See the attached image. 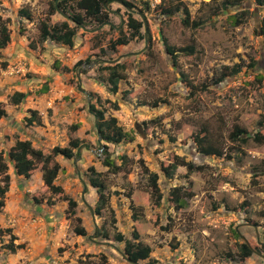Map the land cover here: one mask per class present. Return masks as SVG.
<instances>
[{
	"label": "rangeland",
	"instance_id": "rangeland-1",
	"mask_svg": "<svg viewBox=\"0 0 264 264\" xmlns=\"http://www.w3.org/2000/svg\"><path fill=\"white\" fill-rule=\"evenodd\" d=\"M49 1L0 0V17L10 18L11 36L0 57V100L12 110L9 96L14 86L20 83L36 87L28 91L36 94L34 98L26 101L32 100L38 106L43 124L59 126L54 128L56 134L51 138L44 133L45 137L39 140L31 138L44 152L53 145H65L70 137L79 136L85 141L87 146L76 158L58 157L62 170L56 183L62 186L63 195L77 201L76 214L68 216L62 194H51L45 188L40 163L26 179L15 174L8 160L11 177L5 198L8 208L4 206L0 211V227L10 225L25 248L11 253L0 244V264H129L120 253L123 243L113 237L119 231L126 238H132L137 221L140 239L152 247L150 258L156 264H264V258L255 252L244 262L237 260L241 236L258 246L263 241L264 142L248 139L241 144L228 138L234 124L249 133H264V35L261 32L264 6L254 0H233L235 4L222 9L223 0H182L191 17L202 20L193 29L182 24V12L173 15L161 12L162 6L173 5L176 0H128L144 13L146 28L141 30L148 29L149 40H131L113 51L107 47L109 40L130 30L126 24L128 10L117 0H111L107 4L108 23L90 22L87 27L79 28L73 47L46 41L32 49L27 36L38 40V22L46 16ZM20 7L30 9L32 21L17 15ZM134 16L141 18L138 14ZM236 17H241L242 22L235 23ZM63 18L57 12L50 23ZM20 29H25L26 35H20ZM163 38L174 46L193 44L195 51L179 53L174 63L165 50ZM101 47L104 53L99 52ZM18 56L21 61L13 59ZM87 56L96 59L95 62L70 70ZM114 58L124 63L126 79L120 80L118 91L112 94L108 84L101 82V76L105 77L106 73L99 71L98 65L109 64L104 60ZM234 63L242 65L237 74L227 76L218 84L211 83L224 66ZM251 63L253 67L248 66ZM78 77L89 94L95 93L101 98L98 106L105 108L106 116L117 117L119 125L128 133L124 142L117 145L97 140L94 117L86 108L88 96L78 89ZM188 82L197 89L201 84L207 87L191 95ZM123 90L129 93L123 96ZM105 99L116 101L119 108L114 109ZM155 99L166 102L152 106ZM9 123L12 124L8 121L0 126V150L6 157L17 137L34 134L26 125L25 133L20 131L23 121H17L16 132L6 133ZM76 123L79 125L76 130L69 128ZM204 130L208 141L231 155L230 158L206 155L198 150L194 137L203 136ZM102 144H106V152L100 148ZM107 155L116 163L120 162L121 155L130 161L123 170L112 173L102 164ZM139 159L159 174L163 197L158 206L154 204L147 174ZM175 159L183 164L167 177L161 164L167 165ZM186 162L199 168L188 171ZM90 165L103 172L110 194L108 207L99 215L94 211L92 215L89 209V206L94 209L97 200L87 180L86 169ZM178 185L192 192L179 210L168 200L170 190ZM34 197L40 202L35 203ZM47 199L54 203L48 205ZM131 202L139 207L141 216L137 221L131 218ZM19 209L22 212L16 215L20 219L12 222L9 216L13 217L12 213ZM76 216L81 217V223L76 222ZM111 218L116 219L115 224ZM170 219V229L162 230L160 225L170 223ZM254 223H257L258 238ZM76 224L84 226L88 235H77L73 230ZM103 228L108 230L109 240L100 235ZM97 232L99 235L95 237ZM2 239L6 242L8 236ZM96 241H108L112 245Z\"/></svg>",
	"mask_w": 264,
	"mask_h": 264
},
{
	"label": "trees",
	"instance_id": "trees-1",
	"mask_svg": "<svg viewBox=\"0 0 264 264\" xmlns=\"http://www.w3.org/2000/svg\"><path fill=\"white\" fill-rule=\"evenodd\" d=\"M107 0H50L49 8L46 16L43 19H40L38 22L39 35L38 40H34L27 36L28 45L30 48H36L38 44H42L46 41H52L56 44L65 45L68 47L74 46V38L76 36L77 30L79 28L87 27V23H97L104 24L108 21V7L105 6ZM123 2L122 4L128 10V19H127V27L130 30L128 34L124 33L119 35L115 39L109 40L107 47L110 50L115 51L118 45H126L129 41H139L140 39H148L149 33L148 29L146 32H142V28L144 27L145 16L144 13L137 9L134 3L128 0H118ZM233 0H223L221 2L222 9H226L228 5H233ZM254 2L258 5L264 6V0H254ZM147 7L149 3L146 2ZM60 10L61 12L68 15L64 17L60 22L50 23L51 17ZM134 10V11H133ZM161 12L166 15H173L177 12H182L183 17L181 22L184 26L190 28H197L202 24V20L193 19L190 14L189 8L184 4L182 0H176L173 5L162 6ZM138 14L141 18H136L134 15ZM244 13H240L243 15ZM17 15L20 18H25L27 20L32 21L33 15L28 7H20L17 10ZM241 17L235 18V23H241ZM10 22V18H1L0 17V57L1 51L7 47L11 40L10 30L8 27V23ZM25 29H20L19 34L24 36L26 35ZM121 32V31H119ZM262 34L264 35V28L261 29ZM165 50L168 54H170L172 61L176 63L177 57L179 53L192 54L195 51V46L193 44L183 45V46H174L170 45L166 38H163ZM99 52L104 53L105 49L102 47L99 49ZM116 59V58H114ZM90 56H87L84 59L77 61L73 68H78L82 64H90L91 62H95ZM102 62V59H101ZM104 62H109V64H99L98 69L103 73H106V76H101V82H106L108 84V90L110 93L115 94L119 89L120 80L126 79L124 74V63L120 61L112 60H104ZM253 63L249 64V67H253ZM54 68H58L56 64L53 65ZM242 68L240 63H234L231 66H224L223 69L219 72V75L212 79V84H218L223 81L227 76L237 74ZM68 70L69 69H65ZM184 78V75H181ZM191 87L190 94L193 95L197 90L206 89V84H201L197 89V87L190 82H188ZM128 90H123L122 94L125 96L128 94ZM91 101L90 104L86 105L88 112L94 117V120L98 123V128L95 125L94 128L96 130L97 140L104 141L105 143L112 144H121L124 142L128 133L123 129L121 125L118 123L117 117L113 115L106 116V110L103 107H99L102 103L101 98L98 97L95 93H90ZM26 97V93L23 91H14L9 96V101L13 105L20 104L23 99ZM95 99V102H93ZM104 102H109L110 105L114 109H118V103L116 101H110L109 99H105ZM159 102L165 103V100L155 99L152 101V106H157ZM99 105V106H98ZM28 116L24 118V121L27 126L32 125H42L41 117L38 114L37 110L28 109ZM7 116L6 103L0 101V118H4ZM260 124L263 125V122L260 121ZM78 124L70 125V129L76 130L78 128ZM208 133L206 130L203 131V136H198L196 134L195 143L197 145L198 150L206 155L215 154L217 156L225 155L230 158L231 155L223 151L220 147L214 145L212 142L208 141L207 136ZM228 138L231 142H238L244 144L248 141V139H253L257 143L264 142V133L262 131H255L253 133H249L244 127L239 126L238 124H234L232 126L231 131L228 133ZM85 143L83 139L79 137H70L67 144L61 146L56 144L51 147L48 152H44L42 149L34 147L32 141L30 139H19L17 138L14 144L7 151V157L4 156V152L0 151V211L5 206V198L6 193L9 190L10 184V174L8 173V160L12 162L14 172L17 176L24 177L26 179L30 178L33 172L36 170L37 165L40 163V171L41 178L45 188L49 189L51 194H62L63 199L67 203V215L73 216L76 214V206L77 201L68 196L63 195V188L60 184L56 183L58 179L59 172L62 169L60 162L57 160L58 156H62L64 159L72 160L76 158L78 154H76V149L82 144ZM100 143V142H99ZM100 148L106 152L107 146L106 144H102ZM105 149V150H104ZM120 162L116 163L113 159H111L108 155L102 159V164L107 167L108 171L112 173H118L123 170L125 166L128 164L130 159H127L126 155H121ZM139 163L141 164L142 170L147 174V179L149 181V185L151 188L152 196L154 197V204L158 206L162 200L163 194L160 191V187L158 184L159 174L156 171L150 170L143 162V159H139ZM179 164H183L180 159H175L173 162L168 163L167 165L161 164V170L167 177H171L174 170L177 168ZM188 171H192L193 169L199 168L196 167L191 162H186ZM87 172V180L88 184L95 190L97 194V200L95 207L93 209L94 213L99 215L102 211L108 207V202L110 198V194L107 189L106 182L103 178V172L98 171L94 165H90L86 169ZM127 197H130V193L126 194ZM192 196L191 191H187V189L178 185L170 190L168 200L174 208L177 210L181 209L184 205V199L186 197ZM35 203H39L40 200L33 198ZM46 203L48 205L53 204L51 200L47 199ZM131 208V218L133 221H137L141 214L138 210V206L130 203ZM81 217L76 216V222L81 223ZM170 223L166 225H160L162 230L168 231L170 229V224L172 223V219H170ZM116 219L111 218V223L115 224ZM257 225V223H254ZM74 232L80 236H87V230L84 226L80 224H76L73 227ZM100 232V231H99ZM99 232L95 235H99ZM7 235L8 239L6 242L2 239V236ZM100 235L103 239L109 240L110 234L106 228L102 229ZM238 235V234H236ZM239 236V235H238ZM140 227L137 221V224L132 229V238H126L121 232L117 231L114 234V239L120 243H123V253L129 258V264H156L157 261L150 258V254L152 252V247L142 241L140 239ZM18 238L14 235L12 229L10 227H0V244L4 249L8 250L11 253H16L17 250L25 248L24 243H15V240ZM253 248H256L258 252L264 256V243L260 244V246L255 243H246L243 240L240 241L238 246V257L237 260L239 262L246 261L254 252ZM148 260L147 262L140 263L141 261ZM103 264H111V263H103Z\"/></svg>",
	"mask_w": 264,
	"mask_h": 264
},
{
	"label": "crops",
	"instance_id": "crops-1",
	"mask_svg": "<svg viewBox=\"0 0 264 264\" xmlns=\"http://www.w3.org/2000/svg\"><path fill=\"white\" fill-rule=\"evenodd\" d=\"M7 48V47H6ZM5 48V49H6ZM5 49H3V50H5ZM2 50V51H3ZM2 51H1V54H2ZM15 58H17V60L16 61H21L20 60V56H18V57H14L13 59H15ZM24 80V79H23ZM33 86H29V85H22V84H17L16 86H14V88H12L11 89V92H10V95L14 92V91H23V92H25L26 93V97L23 99V101L20 103V104H18V105H13V104H11L12 105V110H10L8 107H7V104H6V110H7V116L6 117H4V118H0V126H2V124L3 123H7L8 121L9 122H12V124H7V127L5 128V131H6V133H13V132H16L17 130H18V126L16 125V123H17V121H23V123L22 124H24V127L21 125L20 126V124H19V126H20V128H21V130L20 131H22L23 133H25V131H26V123H25V121H24V118L26 117V116H28V114H29V112H28V109H34V110H37L38 111V114L40 115V117L42 116V114H41V111L38 109V106H36L35 105V102L34 101H26V100H28V98H34V96L36 95L34 92L31 94V93H28V91H33L34 89H36V87L33 89L32 88ZM31 94V95H30ZM38 98V97H37ZM1 101V100H0ZM11 103V102H10ZM61 112H63V110H61ZM68 112V111H67ZM64 113H65V111H64ZM18 114V115H17ZM43 122H44V118H43V116L41 117V123H42V125H32V126H28V127H30V128H27V129H30L34 134H33V136H30V135H22L23 137H17V138H19V139H30L31 141H32V144H33V146L34 147H37V148H40V146L39 145H36V141L35 140H32L31 138L32 137H36L38 140H39V138L41 137V136H44L45 137V135H49L48 136V138H51L54 134H56V132H54V128L56 127H54V126H52V125H48V126H46L45 124H43ZM16 125V126H15ZM26 125V126H25ZM57 129H59V126L58 127H56ZM65 130V129H64ZM42 133H44L45 135H43ZM63 133H65L66 134V131H64ZM67 135V134H66ZM79 137V136H78ZM16 138V139H17ZM79 138H82V137H79ZM15 139V140H16ZM68 140H69V138L67 139V141H66V144H67V142H68ZM15 142V141H14ZM14 144V143H13ZM12 144V145H13ZM65 144V145H66ZM11 145V146H12ZM54 146V145H53ZM61 146H64V145H61ZM41 149V148H40ZM1 151V150H0ZM59 157V156H58ZM58 157H57V159H58ZM61 157V156H60ZM58 161H59V159H58ZM60 162V161H59ZM60 164H61V162H60ZM61 166H62V164H61ZM62 170V169H61ZM5 207H7L8 208V206H7V200H5ZM10 211V210H9ZM17 212H22V210H15V212H13L12 214H13V217L11 216H9V219H12L11 221L12 222H16L18 219H20L19 218V215H16L17 214ZM17 216H18V218H17ZM8 226H10V225H7V227ZM13 231V230H12ZM18 240H20V239H17V240H15V243H19L18 242ZM40 240V239H39Z\"/></svg>",
	"mask_w": 264,
	"mask_h": 264
},
{
	"label": "water",
	"instance_id": "water-1",
	"mask_svg": "<svg viewBox=\"0 0 264 264\" xmlns=\"http://www.w3.org/2000/svg\"><path fill=\"white\" fill-rule=\"evenodd\" d=\"M108 3H110V0H107V1H106V5H107ZM120 3L122 4L123 2H120ZM133 11H134V10H133ZM58 12L61 13L65 18L68 17L67 14L61 12L60 10H58ZM121 24H122V22H121ZM121 24H120L117 28H120ZM144 26H145V28H146V22H145V21H144ZM145 36H146V31H145ZM117 60H118V59H114L113 61H117ZM78 81H79L78 89H79L80 91L84 92V93L88 96V97H87V98H88L87 100H88V105H89V104H90V101H91L90 94H89V92L86 91V89H84V88L81 86V84H80V78H79V77H78ZM95 125H96V127L98 128V123H97V121H95ZM84 146H87V144H86V143H82V144L76 149V154H78V153L80 152V150H81ZM90 150H93V149L90 148ZM83 185H84V187L86 186L85 182H83ZM83 201H85V200H83ZM89 209H90L91 214L93 215V209H92L90 206H89ZM254 227H255V231H256L257 238H258V237H259V233H258V231H257V227H256V225H254ZM241 239H242L244 242L248 243L247 239H246L244 236H241ZM96 242L101 243V244H104V245H107V246H111V245H112V243H110V242H108V241H96ZM257 242L259 243L260 241L257 239ZM261 243H264V235H263V241H262ZM115 248L117 249V247H115ZM253 250H254L255 253H258L261 257L264 258V256H262V254L256 250V248H253ZM119 251H120V250H119ZM120 253L123 255V257L126 258V260L130 261L129 258H127V256H126L122 251H120Z\"/></svg>",
	"mask_w": 264,
	"mask_h": 264
},
{
	"label": "clouds",
	"instance_id": "clouds-1",
	"mask_svg": "<svg viewBox=\"0 0 264 264\" xmlns=\"http://www.w3.org/2000/svg\"><path fill=\"white\" fill-rule=\"evenodd\" d=\"M118 1V0H117ZM110 2H111V0H110ZM119 3H120V1H118ZM121 4V3H120ZM123 5V4H122ZM105 6L107 7V5H106V3H105ZM59 13V12H58ZM108 22H105V24H107ZM116 59H118V58H116ZM114 60V59H113ZM119 60V59H118ZM109 61V60H108ZM90 148V147H89ZM80 153V152H79ZM80 155V154H79ZM78 155V156H79ZM123 252V251H122ZM258 254V253H257Z\"/></svg>",
	"mask_w": 264,
	"mask_h": 264
},
{
	"label": "flooded vegetation",
	"instance_id": "flooded-vegetation-1",
	"mask_svg": "<svg viewBox=\"0 0 264 264\" xmlns=\"http://www.w3.org/2000/svg\"><path fill=\"white\" fill-rule=\"evenodd\" d=\"M260 244H263V243H260Z\"/></svg>",
	"mask_w": 264,
	"mask_h": 264
}]
</instances>
